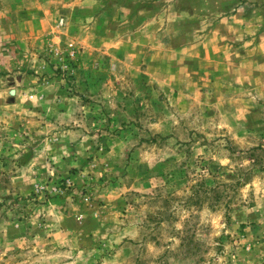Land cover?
<instances>
[{
    "label": "rangeland",
    "instance_id": "rangeland-1",
    "mask_svg": "<svg viewBox=\"0 0 264 264\" xmlns=\"http://www.w3.org/2000/svg\"><path fill=\"white\" fill-rule=\"evenodd\" d=\"M201 8L0 0V264H264V5Z\"/></svg>",
    "mask_w": 264,
    "mask_h": 264
},
{
    "label": "crops",
    "instance_id": "crops-1",
    "mask_svg": "<svg viewBox=\"0 0 264 264\" xmlns=\"http://www.w3.org/2000/svg\"><path fill=\"white\" fill-rule=\"evenodd\" d=\"M178 3L182 1H187L188 3H192L194 5L200 4L202 7L203 13H206V16L209 17H222L224 13H227L229 11L232 12H239L241 9L240 7H247V5H264V0H176ZM158 1H155L154 3H157ZM206 5V6H205ZM196 7V6H194ZM204 15V14H203ZM236 15H233L232 17H236ZM12 29H0V44H5L9 42L10 37L12 40V36L9 35V32ZM12 34V33H11ZM18 41V39H17ZM211 45V43H210Z\"/></svg>",
    "mask_w": 264,
    "mask_h": 264
},
{
    "label": "trees",
    "instance_id": "trees-1",
    "mask_svg": "<svg viewBox=\"0 0 264 264\" xmlns=\"http://www.w3.org/2000/svg\"><path fill=\"white\" fill-rule=\"evenodd\" d=\"M256 149H258L259 152H263L264 153V148L263 147H257ZM256 149H255V152L253 153V156L258 157V156H260L261 153H257L258 150L256 151ZM258 164H259L260 167H256V166H258ZM254 169L264 170V165H261L260 163H257V164H255ZM247 179H248V177H242L239 180L240 184L241 185L245 184L247 182Z\"/></svg>",
    "mask_w": 264,
    "mask_h": 264
}]
</instances>
